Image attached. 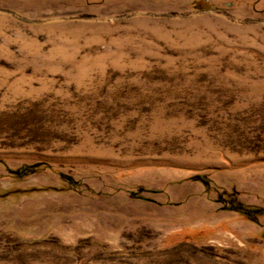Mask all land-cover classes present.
<instances>
[{
  "label": "rangeland",
  "instance_id": "rangeland-1",
  "mask_svg": "<svg viewBox=\"0 0 264 264\" xmlns=\"http://www.w3.org/2000/svg\"><path fill=\"white\" fill-rule=\"evenodd\" d=\"M0 264H264V0H0Z\"/></svg>",
  "mask_w": 264,
  "mask_h": 264
},
{
  "label": "trees",
  "instance_id": "trees-1",
  "mask_svg": "<svg viewBox=\"0 0 264 264\" xmlns=\"http://www.w3.org/2000/svg\"><path fill=\"white\" fill-rule=\"evenodd\" d=\"M40 167H42L41 163L22 166L19 169L13 171L12 174L15 175L17 178H22V177H25L27 175H32V174L36 173L38 170H40ZM59 176H60V178H62V180H64L66 182V184L71 189L77 188L76 186H78V183L73 181L72 178L66 177L64 175H59ZM191 180L199 181L205 188L209 187V182L205 178L195 176V177L191 178ZM228 205H229L228 208L230 211L242 215L243 217H245L246 220H248L252 223H256V215L263 212V210H261V209L248 207V206L243 205L241 203H229Z\"/></svg>",
  "mask_w": 264,
  "mask_h": 264
}]
</instances>
